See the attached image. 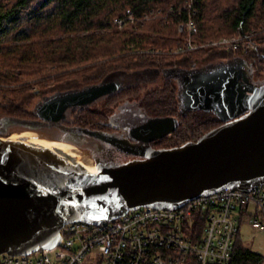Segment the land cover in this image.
<instances>
[{
  "label": "water",
  "instance_id": "water-1",
  "mask_svg": "<svg viewBox=\"0 0 264 264\" xmlns=\"http://www.w3.org/2000/svg\"><path fill=\"white\" fill-rule=\"evenodd\" d=\"M188 74L182 84L186 73L171 74L180 83L181 111L213 113L224 123L196 142L169 149L151 146L178 129L174 117L150 118L126 129L141 145L118 133L63 130L59 122L69 109L94 105L118 91L117 83L46 100L37 107L38 116L55 124L58 133L27 130L84 151L93 168L57 146L0 136V255L53 249L67 224L101 225L142 207L176 211L202 195L224 189L250 192L264 185V80L254 82L248 66L236 60ZM98 146L115 152L101 157ZM124 158L131 159L121 162Z\"/></svg>",
  "mask_w": 264,
  "mask_h": 264
},
{
  "label": "trees",
  "instance_id": "trees-1",
  "mask_svg": "<svg viewBox=\"0 0 264 264\" xmlns=\"http://www.w3.org/2000/svg\"><path fill=\"white\" fill-rule=\"evenodd\" d=\"M185 3L0 0V136L47 129L48 123L37 113L42 102L112 79L123 86L90 107L69 109L59 122L63 130L112 134L118 130L113 123L124 111L136 115L132 127L150 118L174 117L179 120L178 129L151 144L154 149H169L196 142L222 126L224 123L213 113L181 111L178 82L171 74L236 60L248 66L254 82L261 83L264 53L218 49L176 53L190 38L187 31H179L188 11H172ZM194 9L198 34L193 40L197 42L234 36L239 28L244 32L264 31V0H194ZM152 10L169 16L164 19L158 14L145 20ZM130 13L137 20L118 29L114 20ZM150 73H155V78H150ZM35 98L39 102L30 111ZM125 127L120 130L129 128ZM238 236L229 264H264V257L239 242Z\"/></svg>",
  "mask_w": 264,
  "mask_h": 264
},
{
  "label": "built area",
  "instance_id": "built-area-1",
  "mask_svg": "<svg viewBox=\"0 0 264 264\" xmlns=\"http://www.w3.org/2000/svg\"><path fill=\"white\" fill-rule=\"evenodd\" d=\"M186 9L188 17L179 31H187L190 38L176 53L205 49L264 53V31L254 29L239 28L234 36L194 41L198 34L194 0H186L183 8L172 12L181 14ZM158 14L164 19L169 16L152 10L144 19ZM136 20L130 13L116 18L114 24L122 30ZM243 223L264 232V185L250 192L224 189L202 195L176 211L142 207L101 225L67 224L55 248L21 256L3 254L0 264H229Z\"/></svg>",
  "mask_w": 264,
  "mask_h": 264
},
{
  "label": "rangeland",
  "instance_id": "rangeland-1",
  "mask_svg": "<svg viewBox=\"0 0 264 264\" xmlns=\"http://www.w3.org/2000/svg\"><path fill=\"white\" fill-rule=\"evenodd\" d=\"M223 62H227V61H222ZM203 71L208 70L207 68H203ZM148 75V74H147ZM150 78H155L156 74L155 73H150L148 75ZM191 76V74L186 73L185 77L183 78L182 83H184L189 77ZM156 80H160L159 77H156ZM132 82L134 83V79H132ZM39 102V98H35L33 103L31 105H29V110L32 111L34 104ZM30 132V133H29ZM12 136L14 138H21L23 137L26 141H31V142H37V143H41L43 142L45 145L47 146H56L59 143H55L53 141H50L48 139H42L38 133L32 132V131H27V130H21V131H16L12 134ZM31 136V137H30ZM35 136V137H34ZM70 150L67 151V153H69L71 156H73L74 158H76V160L86 164L88 167L93 168L94 165V161L89 157V155L87 153H85L84 151H80L79 149L67 146ZM76 154V155H75ZM249 224L243 225L242 229H241V236L242 239H246L251 241L254 238L255 235V230H253L250 226V228L248 227ZM84 264H90L89 261H86Z\"/></svg>",
  "mask_w": 264,
  "mask_h": 264
},
{
  "label": "flooded vegetation",
  "instance_id": "flooded-vegetation-1",
  "mask_svg": "<svg viewBox=\"0 0 264 264\" xmlns=\"http://www.w3.org/2000/svg\"><path fill=\"white\" fill-rule=\"evenodd\" d=\"M221 64H223L222 62H217V63H214V64H212V65H214V66H216V65H221ZM211 65V66H212ZM207 66H209V65H207ZM160 79V78H159ZM177 82H178V86H179V80H177ZM111 83H117V84H120L121 86H120V88L123 86V83L122 82H120V81H115V80H108V81H106L105 83H101V84H98V86L99 85H106V84H111ZM119 88V89H120ZM114 94V93H113ZM107 95H112V94H107ZM107 95H105V96H103L102 98H100V100L101 99H103L104 97H106ZM100 100H98L97 102H99ZM45 102V101H44ZM44 102H42L41 104H43ZM96 102V103H97ZM40 104V105H41ZM38 110V109H37ZM127 112H125L124 111V113L120 116V117H118L117 119H116V123H113V124H115V127L118 129L117 131H114L112 134H115V133H118V134H120L121 135V138H128L130 141H131V143H133V144H137V145H141L140 143H138V142H136L135 140H133L130 136H127V134L129 133L126 129L125 130H120V129H124V128H122V127H125V128H127V127H131L132 128V124L131 123H133L132 122V119H134V118H136V115L134 114V113H132L131 111H130V113H131V115L132 116H129V115H127L126 114ZM137 121V120H136ZM135 121V122H136ZM46 123H48V126H47V128H51L52 130H48L49 132H47V133H49V134H57L58 132L55 130V128H58L55 124H52L51 122H46ZM129 124H131V125H129ZM128 129V128H127ZM99 147V153H100V156L101 157H109L110 155H112V154H114V149L113 148H110V149H102L101 148V146H98Z\"/></svg>",
  "mask_w": 264,
  "mask_h": 264
},
{
  "label": "crops",
  "instance_id": "crops-1",
  "mask_svg": "<svg viewBox=\"0 0 264 264\" xmlns=\"http://www.w3.org/2000/svg\"><path fill=\"white\" fill-rule=\"evenodd\" d=\"M246 224L248 223H243L240 227V234L238 236V241L241 242L243 245L248 246L253 252L260 254L264 257V232L255 231L254 238L251 241L246 240V239L244 240L242 239V236H241V229L243 225H246Z\"/></svg>",
  "mask_w": 264,
  "mask_h": 264
},
{
  "label": "bare ground",
  "instance_id": "bare-ground-1",
  "mask_svg": "<svg viewBox=\"0 0 264 264\" xmlns=\"http://www.w3.org/2000/svg\"><path fill=\"white\" fill-rule=\"evenodd\" d=\"M30 133V132H29ZM31 137V136H30ZM35 137V136H34ZM29 141V140H28ZM44 142V141H43ZM43 142H41L42 144H44ZM57 147H59L60 149H62L63 151H68L70 150L67 146H62V145H56ZM76 155V154H75Z\"/></svg>",
  "mask_w": 264,
  "mask_h": 264
},
{
  "label": "snow or ice",
  "instance_id": "snow-or-ice-1",
  "mask_svg": "<svg viewBox=\"0 0 264 264\" xmlns=\"http://www.w3.org/2000/svg\"><path fill=\"white\" fill-rule=\"evenodd\" d=\"M0 157H2V154H0Z\"/></svg>",
  "mask_w": 264,
  "mask_h": 264
}]
</instances>
